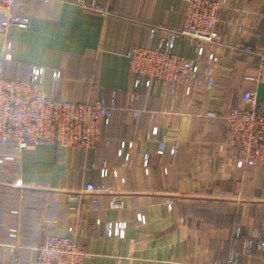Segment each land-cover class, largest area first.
Masks as SVG:
<instances>
[{"label": "crops", "instance_id": "1", "mask_svg": "<svg viewBox=\"0 0 264 264\" xmlns=\"http://www.w3.org/2000/svg\"><path fill=\"white\" fill-rule=\"evenodd\" d=\"M81 1L104 4L110 13ZM219 1L221 39L202 42L203 67L212 55L213 85L148 88L144 77L133 84L130 50L155 44L151 23L181 27L186 0L21 3L30 24L0 38V75L26 80L33 65H42L49 93L114 100L116 109L94 147L43 144L0 164V264H31L32 245L66 235L69 227L87 251L84 264H264L252 237L254 229L264 234V163L237 165L238 154L225 143L224 115L244 106L245 90L264 108L260 59L234 47L264 48V0ZM175 52L195 56V44L180 39ZM162 140L166 151L159 154ZM122 141L133 143L124 148L128 161L118 153ZM89 183L105 190L89 192ZM106 221H125L124 236L107 235Z\"/></svg>", "mask_w": 264, "mask_h": 264}, {"label": "built area", "instance_id": "2", "mask_svg": "<svg viewBox=\"0 0 264 264\" xmlns=\"http://www.w3.org/2000/svg\"><path fill=\"white\" fill-rule=\"evenodd\" d=\"M24 0H0V38L14 27L27 28L30 16L21 10ZM48 2L49 0H43ZM83 7L106 16L109 9L101 3L81 1ZM219 0H186L184 22L175 28L166 24L151 23L149 35L155 44L136 45L131 48L130 70L134 77V86L138 87L141 77L145 78L144 87L153 82H163L172 86L186 83L192 86L205 81L207 86L214 83L212 73V55L207 59L208 65L203 67L204 45L202 42L218 43L221 39L216 28ZM188 38L195 44V56H183L175 52L180 39ZM236 49L259 57V68L264 71V48L253 47L242 43L234 45ZM9 48V47H8ZM7 48V51H8ZM6 58L12 54L6 52ZM46 67L33 65L28 79L19 80L0 75V164L15 159L13 152L36 147L43 144H55L62 147L86 149L100 143L101 127L111 122L116 103H108L104 99L95 101H72L46 91L43 79ZM53 76L59 79L61 71L54 70ZM138 92L133 94L137 99ZM244 106L231 107L224 114L226 118L225 143L238 154V166L248 160H264V108L256 103L255 92H242ZM138 114V111H135ZM215 115V113H211ZM133 143L121 142L119 155L126 161L130 155L124 154V148ZM166 143L159 142L158 153L164 154ZM177 146L170 148L176 154ZM146 155V159H147ZM148 172V166L145 167ZM103 175L109 173L103 168ZM118 176V170L113 169ZM121 180L124 181L122 178ZM104 185L89 183L87 191L101 192ZM97 224L101 219L96 220ZM125 221H106L107 235L124 236ZM240 230V229H238ZM252 237L260 252H264V234L254 229ZM253 240L249 246L253 245ZM34 257L31 264H84L87 251L77 240L73 227H69L66 235H53L42 243L32 245Z\"/></svg>", "mask_w": 264, "mask_h": 264}, {"label": "rangeland", "instance_id": "3", "mask_svg": "<svg viewBox=\"0 0 264 264\" xmlns=\"http://www.w3.org/2000/svg\"><path fill=\"white\" fill-rule=\"evenodd\" d=\"M6 52H9V50L7 51V49H6ZM6 52H5V58H6ZM240 158V157H239ZM239 160V159H238ZM249 161V160H248ZM253 161H258V160H253ZM247 162V161H246ZM259 162H262V163H264V160L263 161H259ZM237 163H238V161H237ZM245 164V163H244ZM238 165V164H237ZM260 252V251H259ZM262 253V252H261Z\"/></svg>", "mask_w": 264, "mask_h": 264}]
</instances>
